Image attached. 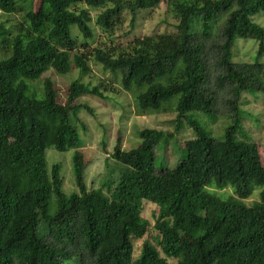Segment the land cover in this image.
<instances>
[{
    "label": "trees",
    "instance_id": "obj_1",
    "mask_svg": "<svg viewBox=\"0 0 264 264\" xmlns=\"http://www.w3.org/2000/svg\"><path fill=\"white\" fill-rule=\"evenodd\" d=\"M39 1L35 11L31 0H0L1 12L23 18L15 34L4 35L8 55L0 59V264H169L168 258L176 264H264V167L256 143L235 138L242 94L264 93V63L232 61L237 37L254 38L258 56L264 53V28L248 17L264 13V0ZM163 2L177 21L174 33L135 38L119 51L97 47L92 57L120 73L125 91L137 93L140 114L174 111L177 124L187 120L194 137L177 165L160 171L155 146L172 133L144 128L136 150L122 149L117 137L110 156L121 165L120 178L88 190L78 129L85 125L77 123L81 109L92 115L93 108L75 101L102 92L76 79L60 103L49 78L41 94L30 84L49 70H86L79 46L95 37L89 9L101 10L96 25L110 32L123 12L133 23L138 11ZM221 15L215 37L212 24ZM193 18L204 21L201 30H191ZM74 28L86 42L78 43ZM212 75L217 90L210 88ZM219 91L227 92L234 119L216 138L188 113H214ZM49 147L72 150L76 192L64 193L61 165L49 167L46 160ZM212 177L235 186L242 198L255 185L259 201L249 206L206 192ZM144 201L158 207L159 237L157 245L145 240L135 258L133 239L149 228Z\"/></svg>",
    "mask_w": 264,
    "mask_h": 264
},
{
    "label": "rangeland",
    "instance_id": "obj_2",
    "mask_svg": "<svg viewBox=\"0 0 264 264\" xmlns=\"http://www.w3.org/2000/svg\"><path fill=\"white\" fill-rule=\"evenodd\" d=\"M32 8L37 11L41 7L39 0H31ZM82 7H86L80 4ZM101 10L89 9L91 15L90 26L95 30V37L87 40L86 46H79V53L85 56L84 64L86 70L82 73L72 67V70L66 75H59L54 70L47 71L40 80L31 83L32 89L38 94L42 93V82L49 78L56 89L57 100L65 103L67 91L70 83L76 79L89 86H98L102 92V97L81 96L75 101V104H85L93 108V114L88 113L86 109H81L78 113V126L80 140L83 143L82 150L88 160L85 169V182L88 190L97 189L102 186L106 180H113L115 183L121 175V165L111 158L113 147L117 137L121 139L122 149L133 150L138 148L140 139L138 132L144 128H155L173 136L161 140L155 146V169L160 171L162 168L173 169L182 154L185 151V143L194 137V132L188 121L183 119L177 124L178 118L176 112L167 113H146L140 114L136 105V95L134 91H125L121 85V75L118 71H112L97 63L92 53L95 48H108L115 51L124 49L135 38L147 35L162 33H174L176 31L177 21L168 11L163 2L155 9H145L138 11L135 20L132 23L131 14L128 11L122 13L117 20L113 30L103 32L96 25V17ZM225 15L216 18L212 24L211 33L217 36L225 21ZM248 17L264 28V13L258 12L249 14ZM23 21L22 13L5 14L0 11V59L8 55L3 49L4 35L8 33L15 34ZM202 19L193 18L190 22L191 30L199 31L203 24ZM79 44L86 42L78 29H73ZM8 36V35H7ZM259 43L254 38H240L234 40L232 47V61L254 63L256 61L264 63V53L258 56ZM210 88L215 87V75L210 78ZM226 91L217 93V100L213 107L214 113L189 112L190 120L196 121L201 127L209 133L219 138L225 127L232 124L233 117L228 109L226 102ZM240 122L237 126L236 140L247 139L255 142L260 162L264 167V93H243L240 99ZM46 160L48 166L59 163L61 165L60 174L63 178V191L70 195L77 191L72 170V150L58 151L53 147L46 149ZM253 193L248 198H242L236 193V187L228 185H219L216 177H212L205 186V191L219 197L222 200L230 199L235 202L252 205L259 201L260 189L255 185ZM107 194V191L104 189ZM158 214L156 204L144 201L142 217L149 221V228L143 238L133 239L134 257L136 258L141 250L142 243L145 240L157 245L159 233L154 228L155 220ZM163 256V253H161ZM169 264H176V260L168 258ZM76 263V262H75ZM78 264V263H77Z\"/></svg>",
    "mask_w": 264,
    "mask_h": 264
}]
</instances>
